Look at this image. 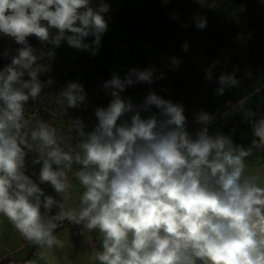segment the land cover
<instances>
[{"label":"clouds","instance_id":"obj_1","mask_svg":"<svg viewBox=\"0 0 264 264\" xmlns=\"http://www.w3.org/2000/svg\"><path fill=\"white\" fill-rule=\"evenodd\" d=\"M108 11V4L94 8L91 0H0V38L21 46L0 70V216L47 264H52L53 249L65 247L55 231L65 220L99 231V264H264V187L247 171L252 150L234 146L222 134L209 135L213 117L206 112L197 114L204 127L193 138L182 105L152 92L138 109L121 97L135 83H152L154 67L133 68L125 79L114 74L104 83L112 100L95 110L98 123L91 132L79 119L72 122L80 137L75 147L62 146L63 137L52 124L39 119L33 127L25 117L29 99L38 100L53 83L38 79L44 69L28 38L55 47L66 41L96 55ZM206 25V18L196 22L199 29ZM90 35L95 37L91 45L85 43ZM218 83V94L239 86L235 73L220 75ZM84 100L77 82H69L54 98L68 108ZM151 106L158 115L142 118L141 110ZM128 113L130 118L118 124ZM253 131L258 138L253 147L264 148V119ZM25 149L38 154L32 164L42 165L40 184L49 183L62 199L45 195L25 174ZM74 164L84 190L72 206L69 173ZM54 207L58 211L51 214Z\"/></svg>","mask_w":264,"mask_h":264},{"label":"rangeland","instance_id":"obj_2","mask_svg":"<svg viewBox=\"0 0 264 264\" xmlns=\"http://www.w3.org/2000/svg\"><path fill=\"white\" fill-rule=\"evenodd\" d=\"M109 11L104 13L107 31L102 35L96 55L91 50H79L62 42L59 47L42 43L34 36L28 38L41 57L37 63L43 67L38 79L44 87L38 100L31 98L25 105V117L42 119L57 128L63 137L62 146L75 147L80 140L72 122L79 119L85 132H91L98 123L95 110L107 107L111 90L103 87L113 75L125 79L133 68L144 70L154 67L153 82L135 83L121 92V97L139 109L149 93L183 106L186 130L195 138L204 127L196 120L197 114L206 112L213 119L207 125L209 135L230 137L233 145L251 149L246 157L249 174L258 176L264 187V148L253 147V125L264 119V0H104ZM175 17V18H174ZM200 18H206L204 29L196 27ZM55 30H53V33ZM94 36L85 38L92 44ZM187 43V50L183 45ZM21 47L9 38H0V70L11 63L16 49ZM8 51V56L4 52ZM54 53L49 56L48 53ZM180 61L174 65L172 60ZM214 62L215 66H213ZM211 68L212 78L207 79ZM235 73L239 86L226 87L218 94L222 74ZM163 76L158 79L157 77ZM25 79H29L27 75ZM69 82L83 86L85 100L76 108L57 104L54 98ZM237 105L225 115V104ZM159 109L141 110V117L158 115ZM128 113L124 119H129ZM163 119V117H159ZM29 142H32L29 138ZM67 150V148L65 149ZM26 171L45 195L62 199L49 183L40 184L41 164H32L38 157L35 151L25 149ZM79 165L69 173L73 195L69 204L75 206L83 188L75 179ZM43 199V197H42ZM42 212L45 211L43 208ZM53 208L51 214H55ZM65 242L63 249H53L52 264H99L95 259L102 250V236L98 230L88 231L83 225L65 220L56 230ZM0 264H47L37 254L35 246L27 244L15 228L0 216Z\"/></svg>","mask_w":264,"mask_h":264},{"label":"built area","instance_id":"obj_3","mask_svg":"<svg viewBox=\"0 0 264 264\" xmlns=\"http://www.w3.org/2000/svg\"><path fill=\"white\" fill-rule=\"evenodd\" d=\"M91 2H92V6L94 8H97L101 2L105 3L104 0H91ZM236 108H237L236 104H234L232 102H227L225 104V110H224L225 115H229Z\"/></svg>","mask_w":264,"mask_h":264}]
</instances>
